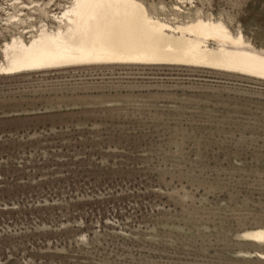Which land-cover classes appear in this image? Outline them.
Instances as JSON below:
<instances>
[{
	"label": "rangeland",
	"instance_id": "374dc122",
	"mask_svg": "<svg viewBox=\"0 0 264 264\" xmlns=\"http://www.w3.org/2000/svg\"><path fill=\"white\" fill-rule=\"evenodd\" d=\"M204 8L264 43V0ZM263 226L264 79L170 63L0 74V264H264L245 235Z\"/></svg>",
	"mask_w": 264,
	"mask_h": 264
},
{
	"label": "bare ground",
	"instance_id": "6f19581e",
	"mask_svg": "<svg viewBox=\"0 0 264 264\" xmlns=\"http://www.w3.org/2000/svg\"><path fill=\"white\" fill-rule=\"evenodd\" d=\"M56 1L0 0V74L170 63L264 79V43L238 16L206 10L211 0ZM245 235L263 243L264 226Z\"/></svg>",
	"mask_w": 264,
	"mask_h": 264
}]
</instances>
